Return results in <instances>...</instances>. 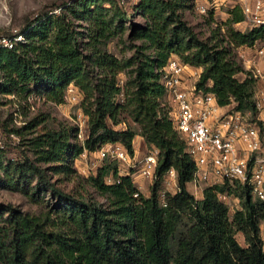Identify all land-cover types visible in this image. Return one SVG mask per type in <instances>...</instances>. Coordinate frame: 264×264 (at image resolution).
<instances>
[{
  "label": "trees",
  "instance_id": "1",
  "mask_svg": "<svg viewBox=\"0 0 264 264\" xmlns=\"http://www.w3.org/2000/svg\"><path fill=\"white\" fill-rule=\"evenodd\" d=\"M194 4L139 0L131 12L119 0H72L59 11L39 14L21 31L23 39L11 34L13 47L0 43L1 94L28 95L36 83L47 99L63 103L73 82L83 92L89 124L84 140L75 125L43 129L28 142L35 158L25 153L22 160L4 166L8 185L31 195L33 175L38 182L32 196L50 191L55 201L39 214L0 204V212L7 214H0V264H264V201L237 179L206 185L201 198L192 192L196 163L174 127L161 81L163 67L177 54L203 68L198 85L214 91L221 105L235 102V108L256 117L257 79L243 64L238 47L264 38V24L238 29L235 23L246 16L236 4L223 24L216 23L203 37L184 15ZM135 12L143 21L128 25ZM208 14L207 21L216 22L214 9ZM128 31L133 52L120 57L106 44ZM122 72L126 78L120 83ZM40 122L33 119L16 131ZM123 122L126 127L118 128ZM137 133L150 148L159 149L158 178L150 195L132 175L120 174L116 162L86 177L77 174L75 159L108 142H121L134 155ZM171 168L177 171L178 190L166 191L163 200L159 188ZM60 173L77 175L78 186L72 191L59 186L53 175ZM109 174L114 181L106 180ZM87 186L106 201L95 199ZM222 192L242 199L232 217ZM238 230L248 245L239 242Z\"/></svg>",
  "mask_w": 264,
  "mask_h": 264
},
{
  "label": "built area",
  "instance_id": "2",
  "mask_svg": "<svg viewBox=\"0 0 264 264\" xmlns=\"http://www.w3.org/2000/svg\"><path fill=\"white\" fill-rule=\"evenodd\" d=\"M237 4L252 26L264 24V0H238ZM212 5L215 6L214 1ZM197 8L202 13L210 10L206 3L198 4ZM1 44L13 47L15 41L4 38ZM256 53L264 57V46L258 47ZM247 69L257 81L263 82L255 91L257 116L251 120L249 111L235 108V102L221 105L214 91L200 87V73L177 54H172L163 67L161 81L166 87L165 102L174 127L186 140V150L196 163L195 185L237 179L249 186L255 198L264 201V70L253 63ZM82 96L78 85L71 82L67 86L65 100L77 102ZM100 152L119 163H130L134 157L121 142H108ZM158 154L159 149L154 146L138 162L142 177L151 181L158 178ZM136 165L135 162L131 167ZM118 168L120 174L135 173H124ZM167 173L177 176L174 168ZM133 181L136 183L134 178ZM165 192L160 191L163 200Z\"/></svg>",
  "mask_w": 264,
  "mask_h": 264
},
{
  "label": "rangeland",
  "instance_id": "3",
  "mask_svg": "<svg viewBox=\"0 0 264 264\" xmlns=\"http://www.w3.org/2000/svg\"><path fill=\"white\" fill-rule=\"evenodd\" d=\"M69 1L72 0H0V43L3 42L4 38L11 39V34L15 33L19 34L16 39H23L24 36L21 35V31L29 22L35 20L39 14L59 11ZM138 1L139 0H125V2H121V0H119V2L125 4L131 12L135 11ZM212 2L213 0H195L193 7L184 10L185 17L196 27L203 37H207L211 34V29L216 23L222 25L225 21L223 19L224 14L221 12L225 6H222L217 17H215L216 22L211 23L207 21L209 11L207 13H202L197 8L198 4L206 3V5L210 7V10L214 9ZM139 21H143V17L138 12H135L134 16L127 21V24L131 25L133 22ZM80 29L85 30L86 28L82 27ZM131 44L132 41L129 38L128 31L124 35L113 37L108 41L106 47L122 57L125 55H131L133 52V50L130 49ZM238 76L243 78L244 74L238 73ZM119 77L120 83H123L126 75L122 72ZM262 85V81H257L255 89L257 90L261 88ZM32 89L33 91L28 95L0 93V204H12L26 212L39 214L48 211L55 201L50 191L40 190L35 196H32V192L35 190L38 182L37 178L33 175L29 185L31 195L26 194L19 188H13L6 182L4 166L10 162L22 160L25 153L35 158L36 154L31 149L28 142L32 137L42 132L43 129H60L64 125H75L79 129L78 138L84 140L89 133V124L88 115L84 113L81 104L84 95L77 102L65 100L63 103H56L47 99L42 93H39L36 83H32ZM36 118L41 119V122L36 127L24 129L21 133L16 131V129H22L26 123H29V121ZM252 118L255 117L249 111L248 119L251 120ZM128 122H130L136 129L139 128L138 124L131 119H129ZM126 125L127 124L123 122L117 127L124 128ZM138 145L139 142L137 141V146ZM101 148L102 147L92 151L85 150L75 159V166L78 175L86 177L90 175V173H96L98 167L101 165L111 162L115 164L116 162L118 167L120 166L123 169L124 173H132L134 171L135 173L132 177L136 181V184L141 186L142 181L144 185L146 184V190L148 189L151 192L156 180L151 181L150 179L142 177L139 173L138 163L150 150L149 146L144 148L142 156L132 157L130 163H119L109 155L102 156L100 152ZM135 162L138 165L131 167ZM40 163L44 166L48 165L42 161ZM53 177L54 179H58V185L67 191H72L78 186L79 179L77 175L66 176L63 173H60L54 174ZM106 180L112 182L114 176L109 174L106 176ZM206 185L207 183H202V185L196 186L193 182L191 183V190L198 198H201ZM87 189L88 192L98 201H106V198L92 187L87 186ZM140 190L142 191V189ZM162 190L170 191L165 187L163 182L159 188V191ZM35 197L36 200L34 199ZM220 198L229 205V213L231 217L234 215L236 209L242 207V199L236 194L222 192L220 193ZM0 214H3L4 216L7 215L6 211L3 210ZM260 229L264 244V219L261 221ZM235 235L241 244L248 245L245 235L241 230H238Z\"/></svg>",
  "mask_w": 264,
  "mask_h": 264
},
{
  "label": "crops",
  "instance_id": "4",
  "mask_svg": "<svg viewBox=\"0 0 264 264\" xmlns=\"http://www.w3.org/2000/svg\"><path fill=\"white\" fill-rule=\"evenodd\" d=\"M213 1L215 2V6H214L215 17H217L218 13L220 12L219 10H221L222 6H225L224 9L221 10V12H223L224 14L223 17L224 20H226L230 16L229 9L235 6L238 2V0H213ZM235 26L240 30H246L252 27L251 23L246 18L244 20L236 22ZM261 46H264V38L257 40L256 43L252 46L242 45L238 47L239 56L246 68H248L253 63V64H258L264 70V57H259L256 53L257 48ZM193 66L196 69V71H198V73L201 74L203 68L195 65ZM137 141L139 142L138 146H137ZM146 146L148 145L146 143L145 137L142 134L137 133L134 137V148H135L134 156L135 157L142 156L143 150ZM163 183L165 187L172 192H176L178 190L177 176H173L170 175L169 173H166L163 178ZM191 183H193V181L189 183L190 189H191ZM145 185L141 181L140 188L146 195H150L151 192L148 189L146 190ZM144 187L145 189L143 190Z\"/></svg>",
  "mask_w": 264,
  "mask_h": 264
}]
</instances>
